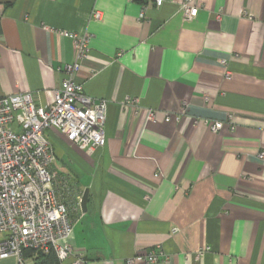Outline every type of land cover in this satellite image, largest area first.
Returning <instances> with one entry per match:
<instances>
[{"label":"crops","instance_id":"1","mask_svg":"<svg viewBox=\"0 0 264 264\" xmlns=\"http://www.w3.org/2000/svg\"><path fill=\"white\" fill-rule=\"evenodd\" d=\"M182 1L0 0V98L50 105L75 62L63 33L92 36L75 80L108 103L106 144L47 133L57 176L89 191L65 264H264V0H192V19Z\"/></svg>","mask_w":264,"mask_h":264},{"label":"built area","instance_id":"2","mask_svg":"<svg viewBox=\"0 0 264 264\" xmlns=\"http://www.w3.org/2000/svg\"><path fill=\"white\" fill-rule=\"evenodd\" d=\"M147 2L156 8L164 4V0ZM179 11L192 19L199 10L192 0H183ZM92 17L102 21L103 13L96 11ZM140 19H144V10ZM63 35L74 42L75 62L62 68L65 79L53 102L38 107L32 93L0 98V260L14 258L18 264H29L25 258L27 251H54L60 264H65L75 255L66 242L75 228L71 209L80 212L82 196L69 178L60 179L54 171L56 155L47 133L56 131L91 156L106 144L108 103L87 96L75 80L82 61L89 56L92 36ZM126 105H138V100L128 99ZM154 116L149 111V119ZM171 120L166 118V122ZM205 124L210 125L208 121ZM210 128L218 133L223 124L216 122ZM260 158L264 160V152ZM34 258L35 255L29 259ZM160 260V253L151 249L128 259L127 264H156ZM83 263L79 257L72 264Z\"/></svg>","mask_w":264,"mask_h":264},{"label":"trees","instance_id":"3","mask_svg":"<svg viewBox=\"0 0 264 264\" xmlns=\"http://www.w3.org/2000/svg\"><path fill=\"white\" fill-rule=\"evenodd\" d=\"M35 255V258L32 260L31 264H60L59 259L54 251L48 253L34 251H27L25 253V258L29 259Z\"/></svg>","mask_w":264,"mask_h":264},{"label":"water","instance_id":"4","mask_svg":"<svg viewBox=\"0 0 264 264\" xmlns=\"http://www.w3.org/2000/svg\"><path fill=\"white\" fill-rule=\"evenodd\" d=\"M88 199H89V191L86 190L81 203L82 210L85 213L87 212Z\"/></svg>","mask_w":264,"mask_h":264}]
</instances>
